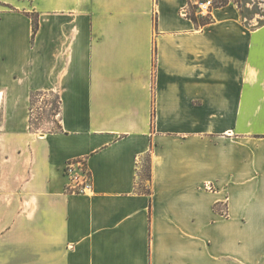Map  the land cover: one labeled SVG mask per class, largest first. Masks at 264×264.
<instances>
[{"label": "crops", "instance_id": "1", "mask_svg": "<svg viewBox=\"0 0 264 264\" xmlns=\"http://www.w3.org/2000/svg\"><path fill=\"white\" fill-rule=\"evenodd\" d=\"M188 1L0 0V264H264V23Z\"/></svg>", "mask_w": 264, "mask_h": 264}, {"label": "rangeland", "instance_id": "2", "mask_svg": "<svg viewBox=\"0 0 264 264\" xmlns=\"http://www.w3.org/2000/svg\"><path fill=\"white\" fill-rule=\"evenodd\" d=\"M238 3L248 25L253 27L264 23V0H238ZM58 113L59 100L55 92H42L35 95L30 117L31 127L39 132L57 129ZM146 173L147 169L143 168L141 176H145ZM138 187H145L144 182L140 181Z\"/></svg>", "mask_w": 264, "mask_h": 264}, {"label": "built area", "instance_id": "3", "mask_svg": "<svg viewBox=\"0 0 264 264\" xmlns=\"http://www.w3.org/2000/svg\"><path fill=\"white\" fill-rule=\"evenodd\" d=\"M199 6L201 13H207L211 7V0H194ZM64 173L68 177L66 191L73 193H85L92 188V181L89 171L86 169L85 161L82 158L68 160L64 166ZM210 188L208 184L205 185ZM226 213V208L222 209Z\"/></svg>", "mask_w": 264, "mask_h": 264}, {"label": "trees", "instance_id": "4", "mask_svg": "<svg viewBox=\"0 0 264 264\" xmlns=\"http://www.w3.org/2000/svg\"><path fill=\"white\" fill-rule=\"evenodd\" d=\"M229 2H232L237 5L240 14L242 15V11L239 7L238 0H211V7L209 11L206 14H202L199 10V6L197 3L193 0L188 1V6H187V13L186 16L192 20V22L195 24L196 27L201 28L207 25L208 23L213 21V17L211 14L212 8L223 6L228 4ZM29 16L31 17V22H32V37L35 35L38 26H39V21H38V14L37 12H30ZM243 17V15H242ZM259 25V24H258ZM42 92H34L31 94V103L33 104V99L34 96L37 94H40ZM60 126L58 125L57 129H59ZM51 131V130H50ZM147 169V168H146ZM145 176L147 177L148 174L146 173ZM143 190H145V187H142Z\"/></svg>", "mask_w": 264, "mask_h": 264}]
</instances>
